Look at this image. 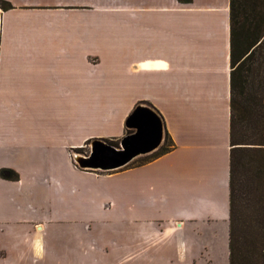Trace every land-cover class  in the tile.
Segmentation results:
<instances>
[{"label": "crops", "instance_id": "0c3cea01", "mask_svg": "<svg viewBox=\"0 0 264 264\" xmlns=\"http://www.w3.org/2000/svg\"><path fill=\"white\" fill-rule=\"evenodd\" d=\"M4 1L0 172L17 178L0 184H29L43 167L105 182L147 174L137 186L167 190L173 219L168 243L139 250L136 263L229 264L230 0ZM262 40L242 68L254 88L264 78V23ZM235 53L239 64L249 52ZM139 105L160 117L167 153L113 172L75 165L87 142L129 134ZM37 251L43 260L45 248Z\"/></svg>", "mask_w": 264, "mask_h": 264}, {"label": "rangeland", "instance_id": "374dc122", "mask_svg": "<svg viewBox=\"0 0 264 264\" xmlns=\"http://www.w3.org/2000/svg\"><path fill=\"white\" fill-rule=\"evenodd\" d=\"M113 142L111 146L118 147L119 139ZM89 144L80 156L89 154ZM152 154L121 169L138 165ZM37 171L29 184H0V264H16L24 258L26 263L19 264L57 260L113 264L126 257L129 261L121 264H137L143 254L139 250L147 252L168 243V236L162 235L173 219L168 191L143 195L145 190L137 181L147 174H131L128 182L120 178L105 182L76 177L67 169ZM0 176L11 181L16 172H0ZM39 226L41 230L34 231ZM38 246L45 248L43 260L36 258Z\"/></svg>", "mask_w": 264, "mask_h": 264}, {"label": "trees", "instance_id": "16d2710c", "mask_svg": "<svg viewBox=\"0 0 264 264\" xmlns=\"http://www.w3.org/2000/svg\"><path fill=\"white\" fill-rule=\"evenodd\" d=\"M9 8L7 2L0 0L1 10ZM230 23L228 262L264 264V78L262 76L258 88H254L253 80L247 79L252 75L244 76L242 71L244 62L253 60L263 46L264 0H230ZM236 49L240 57L249 52L239 64ZM245 72L251 71L246 69ZM126 132L130 133L129 130ZM104 142L115 146L113 140ZM171 148L165 134L159 149L140 164L167 153ZM251 207L253 210L249 212Z\"/></svg>", "mask_w": 264, "mask_h": 264}, {"label": "water", "instance_id": "95a60500", "mask_svg": "<svg viewBox=\"0 0 264 264\" xmlns=\"http://www.w3.org/2000/svg\"><path fill=\"white\" fill-rule=\"evenodd\" d=\"M131 133L119 139L118 147L101 140L89 144V154L75 156V164L83 170L100 172L117 171L138 157L154 153L163 141V126L160 117L151 108L139 105L125 121Z\"/></svg>", "mask_w": 264, "mask_h": 264}]
</instances>
